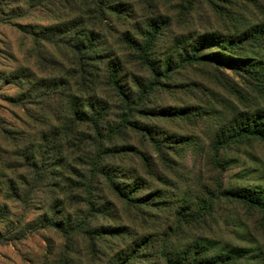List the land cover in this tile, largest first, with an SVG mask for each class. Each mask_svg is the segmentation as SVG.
I'll list each match as a JSON object with an SVG mask.
<instances>
[{
    "label": "rangeland",
    "instance_id": "374dc122",
    "mask_svg": "<svg viewBox=\"0 0 264 264\" xmlns=\"http://www.w3.org/2000/svg\"><path fill=\"white\" fill-rule=\"evenodd\" d=\"M40 1L0 0V159L4 165L0 171L5 174L0 180V264H121L131 249L139 251L130 264H175V252H184L194 242L212 252H237L235 264H264V213L223 192L239 186L264 187V142L245 139L222 147L214 136L229 123L264 113V82L216 63L178 67L167 81L169 87L155 92L146 103L151 108L148 117L133 113L131 120H138L134 129L126 127L125 138L119 139L122 146L131 144L137 152L106 157L105 166L122 187L143 181L136 194H151L147 205H139L111 190L100 177L93 192L100 211L91 227L116 226L114 236L82 234L67 240L52 229H39L16 238L25 223L54 211L55 204L72 215L73 224L87 212L77 190L69 187L70 179L48 177L39 164L31 163L29 169L22 165L21 154L31 146L36 129L48 134L45 124L37 125L46 118L37 106L45 107L50 94L35 89L36 83L45 82L52 71L68 81L79 80L69 50L34 43V32L66 22L70 16L54 1ZM116 2L123 3V19L116 21L111 15L107 21L118 34L108 37L105 27L108 51L104 52L118 57L128 73L138 77L146 78L148 72L134 63L133 51L120 38L136 36L148 21L163 27L154 56L173 54V62L184 57V47L190 51L188 43L194 45L199 36H237L264 24V0ZM248 43L243 45L246 51L240 52L264 68V38ZM205 50L213 52L215 47ZM132 78L127 77L128 85ZM110 104L109 120L117 122L119 103ZM174 107L187 109V116L155 114L160 108ZM153 140L171 147L157 152ZM41 142L39 137L34 143ZM37 172L41 181L32 187ZM13 186L20 190L19 198L13 195ZM138 243L148 247L139 249Z\"/></svg>",
    "mask_w": 264,
    "mask_h": 264
},
{
    "label": "trees",
    "instance_id": "16d2710c",
    "mask_svg": "<svg viewBox=\"0 0 264 264\" xmlns=\"http://www.w3.org/2000/svg\"><path fill=\"white\" fill-rule=\"evenodd\" d=\"M52 1L54 5L67 10L70 16L66 22L34 32L36 36L34 43L39 45L43 41L57 50H69L78 67L76 72L79 80L71 82L52 71L49 79L36 83L35 89L44 91V88L50 94L45 107L42 102L41 106H37L38 112L46 117L39 119L37 125L45 124L48 134H44L39 128L36 129L34 139L29 142L31 146H25L21 154L22 165L29 169L31 163L34 167L39 164L41 173L48 174V177L58 175L57 177L65 181L70 179L69 187L72 186L77 190V196L82 200V205L87 207V212L82 217H78L76 224H73L72 215L55 204L54 211L50 213L43 211L44 213L42 212L43 214L35 222L25 223L24 232L16 238L39 229H52L60 238L67 240L79 238L82 234L97 235L99 238L114 236L119 229L116 226L100 229L91 227L95 215L100 211V206L93 197V192L100 184V177L104 178L111 190L130 202L147 205L151 196V194L145 196L136 194L143 189V181L136 180L130 186L127 185V188L122 187L121 182L111 176L112 169L105 166L106 157L137 152L135 146L131 144L122 146L119 142L120 138H125L126 127L133 126L134 129L135 122L138 121L131 120L132 115L141 114L143 117H148L151 108L148 109L146 103L149 102L150 97L160 89L164 91L169 87L170 83L167 81L171 74L178 67L185 65L196 63L225 65L233 70L238 69L250 75L255 81L263 83L264 68L258 67L260 62L245 57L242 52L246 51L243 45L247 46L248 42L256 44L264 38V24L256 25L237 36H199L194 45L188 43L191 47L190 51L184 47V57L180 56L176 62H173V54L164 57L154 56L163 34V27L154 20L148 21L146 28L139 30L136 36L127 34L120 38L133 51L134 63L148 72V77L145 78L138 77L133 72L129 74L118 57L104 52L108 51V42L104 40L107 38L105 29H108V37L114 33L118 34L117 27L113 23L108 24L107 21H110L111 15L116 16V21L123 19V3H118L116 0ZM91 21L94 23L90 24ZM113 30L114 32L111 33ZM212 47H215L213 52L205 50ZM255 68L258 70L255 71ZM67 73L69 75V71ZM129 75L133 77L130 81L131 85L127 82ZM109 100L119 103L120 112L117 122L109 120L111 115ZM186 110L176 107L160 108L155 110V114L160 118L174 115L182 119L188 114ZM136 129L139 128L136 126ZM214 136L215 140L219 139L217 144L222 147L245 139L264 142V113H256L252 117L247 116L246 119L229 123L216 131ZM39 137L42 142L34 143ZM153 142L157 146V152L161 147H171L164 145L161 140H153ZM29 151H32L31 154H28ZM3 168L0 159V170L3 171ZM1 171L0 180L5 177ZM68 174L75 178H71ZM40 176L39 172L33 174L32 187L41 181ZM55 186L59 187V184L55 182ZM27 191L29 190H23V192ZM223 192L247 207L264 213V187L239 186ZM12 193L16 198L20 197L18 187L13 186ZM138 247L147 248L148 244L138 243ZM137 251L139 250L131 249V253L126 254L125 261L121 264H130ZM239 257L240 254L237 252H212L209 247L194 242L188 244L184 252H175L173 259L175 264H235ZM170 259L172 256L168 260Z\"/></svg>",
    "mask_w": 264,
    "mask_h": 264
}]
</instances>
